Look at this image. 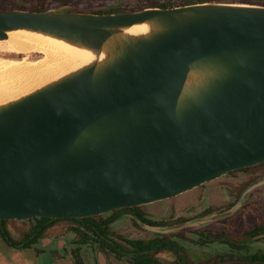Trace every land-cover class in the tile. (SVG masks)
<instances>
[{
    "label": "water",
    "instance_id": "water-1",
    "mask_svg": "<svg viewBox=\"0 0 264 264\" xmlns=\"http://www.w3.org/2000/svg\"><path fill=\"white\" fill-rule=\"evenodd\" d=\"M12 30L92 57L0 101V219L92 217L264 162V5L0 9Z\"/></svg>",
    "mask_w": 264,
    "mask_h": 264
},
{
    "label": "rangeland",
    "instance_id": "rangeland-1",
    "mask_svg": "<svg viewBox=\"0 0 264 264\" xmlns=\"http://www.w3.org/2000/svg\"><path fill=\"white\" fill-rule=\"evenodd\" d=\"M183 1L184 0H0V6L6 9H12L18 5H25L30 8H40L41 10L64 8V10L67 9L69 11L97 12L98 10H110L117 4L120 5L123 3L122 7L126 10L123 12H132L146 7H160L159 5L161 3L170 2L181 4ZM230 1L250 3V0ZM29 56H31L29 60H36L42 58L43 54L40 52H33ZM0 57H14L21 59L23 54L19 56L9 55L6 51L0 50ZM262 177H264V162L231 171L228 174L174 197L162 199L149 204L117 209L103 215H112L118 218V220L112 225V235H122L124 238L148 239L155 235V229L160 230V228H155L153 231L149 228L146 229V227L138 225L127 216V213L130 210L139 211L144 215H147L150 219L170 224L177 222L184 217L196 216L206 211L218 214L222 213L219 211L226 210V208H228L231 203L239 197L244 188L249 187ZM259 205L260 204L252 208V211L249 212L246 210L236 212L229 216L230 218L226 223L217 222L208 227L213 230L225 231V234L234 237H239L249 226L253 225L258 220L264 219V195L261 200L262 209H260ZM68 225V222H61L58 224L57 232L63 234L64 228ZM9 226L14 237L17 239L20 236H23L29 229L30 222L11 219ZM187 227L190 229L194 228L191 231H186L187 235L189 234L193 237L195 235L194 230L199 231L202 228V223L191 221L178 229L172 228L169 230L165 228L162 230L169 231L168 235H170L176 230H186L188 229ZM186 242H188V240ZM186 244L191 256L198 264H247L245 261L235 262L228 260V258L226 259L224 254L227 253L228 249L219 242L205 246L197 243ZM253 247L254 249H251L252 251L257 250L258 248L264 249V240L254 241ZM35 248L38 250L40 249V256L37 259H32V262L30 263L23 251L7 247L0 237V264H36V262L39 264L53 263L50 261L52 254L51 249L43 247L40 244L36 245ZM159 255L166 264H175L176 262V257L171 252H164ZM110 261L111 264H125L114 257H110ZM107 264H109L108 261Z\"/></svg>",
    "mask_w": 264,
    "mask_h": 264
},
{
    "label": "flooded vegetation",
    "instance_id": "flooded-vegetation-1",
    "mask_svg": "<svg viewBox=\"0 0 264 264\" xmlns=\"http://www.w3.org/2000/svg\"><path fill=\"white\" fill-rule=\"evenodd\" d=\"M172 7V6H171ZM64 11H69V10H64ZM263 163V162H262ZM259 164V163H258ZM256 165V164H255ZM252 166V165H251ZM249 167V166H247ZM235 171V170H234ZM230 173V172H229ZM228 174V173H227ZM203 185V184H202ZM264 195V177H262L260 180L257 182L251 184L249 187L244 188V190L241 192L239 197L231 203V205L224 209V211H219V212H225L230 209H232L235 205L240 203L238 208L235 209L230 215L220 217L215 220H211L208 222L202 223V228L199 231H209L213 230L212 228H209L208 226L213 225L214 223L221 222V223H226L227 220L230 218L229 216L235 214L236 212L240 210H246L247 212L252 211V208L256 207L258 204H260V209L261 208V200L263 199ZM177 196V195H176ZM174 197V196H173ZM139 206V205H138ZM128 208V207H127ZM122 209V208H120ZM117 210V209H116ZM115 210H112L110 212H113ZM215 212L211 211H206L203 213H200L196 216H187L182 219H180L177 222L174 223H162L161 221L158 220H153L150 219L147 215H144L143 213L139 211H129L127 213V216L133 220V222L137 223L138 225H141L143 227H146V229L153 230L155 228H160V230L155 229V235L153 237H150L148 239H141V238H124L122 235H112V225L114 222L118 220V218L112 216V215H106L104 216L103 214L100 215L103 219L108 221V227L110 229L109 236L107 237V240L110 243H113L111 245L112 247H118L122 249L123 256H118L114 253H111L109 250L104 251L95 239L97 238H81L75 234H72L69 231V227L71 226V223L73 222L71 219L67 218H61V220L56 221L52 225H50L47 230L43 233L42 237L38 238V241L31 246L29 249H36L35 246L40 244L43 247H46L48 249H51V259L52 264H101L99 260V250L103 253L104 257L108 261L109 264H111L110 257H114L115 259L125 263V264H133L132 260L129 258L131 257L133 250H134V245L131 244V240H141L145 242H149L151 240L155 239H162V240H169L176 242V246L178 248L183 249V253H185L189 258L192 257L187 244L186 243H197L200 245H208L211 243L219 242L223 246L227 247L228 251L225 253V258L230 261H235V262H246L247 264H264L261 262H251L250 257L252 255H261L264 256V249L258 248L255 251H252L251 249H254L253 247V242L254 241H261L264 240V219L256 221L253 225L249 226L241 236L239 237H234L232 235L225 234V231L222 230H213L218 233H221L219 236L215 238H207L206 243H200L199 242V237L196 235L197 232L194 230V236L191 237L189 234L187 235L186 231H191L193 229H186V230H176L175 232H172L173 234L168 235L169 231H164L162 229H172L177 227L178 225H182L184 223H189L191 221H197L198 219L206 218L209 217L210 215L214 214ZM98 216V215H96ZM4 221H0V229H6L9 231V233L14 237L13 232H11V228L9 226V222L11 219H3ZM99 220V218H98ZM21 221H28L30 222V227L29 229L25 232L24 235L31 233V231L35 228V224H37V218L32 217L27 220H21ZM61 222H68L69 225L64 228L63 234H60L58 231V224ZM186 225V224H185ZM201 226V225H200ZM198 227V226H197ZM178 229V228H177ZM23 235V236H24ZM23 236H20L17 239L22 238ZM15 238V237H14ZM16 239V238H15ZM214 239V240H212ZM228 239L232 240V245L229 246L228 244ZM188 240V242H186ZM3 243H5L3 241ZM5 245L9 248H13L9 246L8 244L5 243ZM152 247V246H151ZM20 250V249H16ZM27 250V249H25ZM40 250V249H39ZM23 251V250H20ZM164 252H171L172 254L175 255L176 257V262L175 264H178L179 262V256L176 251L172 250H162L160 252H155L154 256L161 259L163 264H166L165 261L160 257V253ZM193 258V257H192ZM224 258V259H225ZM194 259V258H193ZM195 261V259H194ZM198 264V263H197Z\"/></svg>",
    "mask_w": 264,
    "mask_h": 264
},
{
    "label": "bare ground",
    "instance_id": "bare-ground-1",
    "mask_svg": "<svg viewBox=\"0 0 264 264\" xmlns=\"http://www.w3.org/2000/svg\"><path fill=\"white\" fill-rule=\"evenodd\" d=\"M140 27L133 26L128 31H139ZM0 50L9 55L23 54L21 59L0 57V101L30 91L92 57L60 40L20 30H12L6 40H0ZM33 52H40L43 57L29 60Z\"/></svg>",
    "mask_w": 264,
    "mask_h": 264
},
{
    "label": "trees",
    "instance_id": "trees-1",
    "mask_svg": "<svg viewBox=\"0 0 264 264\" xmlns=\"http://www.w3.org/2000/svg\"><path fill=\"white\" fill-rule=\"evenodd\" d=\"M206 1H212V0H184L181 4H190V3L206 2ZM217 1H230V0H217ZM250 3L264 5V0H250ZM181 4L168 2V3H161L159 6L171 7ZM122 6L123 3H121L120 5L117 4L110 10H98L97 12L115 13V12L126 11ZM14 8L41 10L40 8H35V7L30 8L25 5H18ZM0 9H6V8L0 6ZM36 218H37V224H35V228L31 231V233L24 235L20 239H15L9 233L8 230L0 229L1 239L6 244H8L13 248L20 250L29 249L38 241V238L42 237L43 233L47 230V228L50 225H52L58 220H61V218H50V217H36ZM69 219L73 221L71 223V226L69 227V231L72 234H75L81 238H86V237L97 238L93 242H97L98 245L104 251L109 250L111 253H114L118 256H123L122 249L118 247H112L111 245H113V243H110L107 240V237L109 236V232H110V229L108 227V221L100 217V215L92 216V217H84V218H69ZM0 221H4V220L0 219ZM220 234L221 233H218L216 231L209 230V231H199L197 232L196 235L199 237L200 243L202 242L206 243L207 238H215ZM130 242L135 246L131 257H129L132 260L133 264H163L161 259L154 256V253L160 252L165 249L172 251L174 250L178 253L179 256L178 264H197L192 257L189 258L185 253H183V249L178 248L176 246V242L173 241L155 239L149 242H145L141 240H131ZM228 244L229 246L233 244L231 239H228ZM250 261L264 263V256L252 255L250 257Z\"/></svg>",
    "mask_w": 264,
    "mask_h": 264
},
{
    "label": "crops",
    "instance_id": "crops-1",
    "mask_svg": "<svg viewBox=\"0 0 264 264\" xmlns=\"http://www.w3.org/2000/svg\"><path fill=\"white\" fill-rule=\"evenodd\" d=\"M24 254L26 255L27 259H29L30 263L32 262V259H37L40 256V250L38 249H27L23 250ZM36 264H39L36 262Z\"/></svg>",
    "mask_w": 264,
    "mask_h": 264
}]
</instances>
